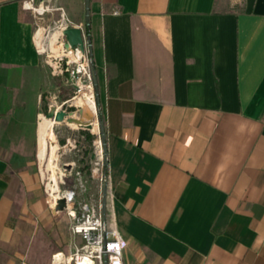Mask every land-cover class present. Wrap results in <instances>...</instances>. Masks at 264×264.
I'll use <instances>...</instances> for the list:
<instances>
[{
  "label": "crops",
  "instance_id": "1",
  "mask_svg": "<svg viewBox=\"0 0 264 264\" xmlns=\"http://www.w3.org/2000/svg\"><path fill=\"white\" fill-rule=\"evenodd\" d=\"M24 1L0 0V251L60 230L49 259L82 241L52 216L33 158L39 147L47 162L40 126L55 73ZM58 8L86 32L89 18L107 211L126 264H264V0Z\"/></svg>",
  "mask_w": 264,
  "mask_h": 264
},
{
  "label": "rangeland",
  "instance_id": "2",
  "mask_svg": "<svg viewBox=\"0 0 264 264\" xmlns=\"http://www.w3.org/2000/svg\"><path fill=\"white\" fill-rule=\"evenodd\" d=\"M40 4H42L46 12L42 16L36 17V41L38 47L42 51H45L42 54L44 60H52L50 63L55 67V60L48 59L47 56L50 55L53 58L58 57L62 52L57 42L55 46L52 45L53 36L59 34L55 25L61 19V12L58 10L60 0H36V6ZM51 70L53 74V68ZM53 77L55 82L54 87L49 93V98L43 104L42 115L44 116L41 118V123L45 118H51L55 121L53 130L55 142L58 147L55 152L54 165L51 168L47 166L48 162H40L37 156L39 147H37V153L33 157L36 162V167L43 176L46 196L52 193L49 185L56 184L59 193H56L55 196L73 189L78 193L79 202L96 204L102 195L101 164L102 156L105 153L102 129L99 125L102 108L97 103L96 89L95 87L93 90L90 89L88 83H84L82 88L79 87V84L74 86L67 79L66 75L53 74ZM87 90L93 91L97 104L95 111L91 110L84 103V98H82L83 93L87 92ZM64 102H67V104L60 108ZM58 111H64L68 115L62 122L55 120V115ZM68 119H72V122H68ZM53 176L54 179L52 178ZM51 214L55 220L59 222L64 221L71 226V219L65 212L51 211ZM59 232L60 230L56 233L50 231L45 234L42 242L39 243L40 245L37 244L39 245L38 248L33 243L32 245L28 244L27 249H24L20 245L16 249L11 247L1 250L0 264H24L35 261L45 262L47 260L49 264H53L54 255L63 248L59 247L49 259L45 255L49 253V248L53 245V242L57 240V234L61 238H64Z\"/></svg>",
  "mask_w": 264,
  "mask_h": 264
},
{
  "label": "built area",
  "instance_id": "3",
  "mask_svg": "<svg viewBox=\"0 0 264 264\" xmlns=\"http://www.w3.org/2000/svg\"><path fill=\"white\" fill-rule=\"evenodd\" d=\"M24 7L31 11L35 17L42 16L46 12L42 4L36 6V0H25ZM58 10L61 12V19L57 21L55 26L59 33L57 43L60 45L62 52L58 57L47 56L48 59L55 60V67L50 63L52 60L46 62L53 68L56 75H66L74 86L79 84V87L82 88L84 83H88V87L93 90L97 73L86 41V29L82 26H76L62 8H58ZM71 27L82 30L85 51L79 47L66 48L67 40L64 31ZM37 49L41 55L44 54L45 51H42L38 45ZM67 102H64L60 108L66 105ZM101 166L102 195L98 203L79 202L78 193L73 189L56 196H53L52 193L47 196L49 208L54 212H65L71 219L73 235L79 237L82 241L81 245L75 246L69 254L62 251L55 254L53 264H126L125 251L128 248V242L120 233L116 221L109 218L107 204L104 207V189H107V202L109 199L107 153L102 156ZM56 193L59 192L56 191ZM61 200L66 201L63 210L58 209Z\"/></svg>",
  "mask_w": 264,
  "mask_h": 264
},
{
  "label": "water",
  "instance_id": "4",
  "mask_svg": "<svg viewBox=\"0 0 264 264\" xmlns=\"http://www.w3.org/2000/svg\"><path fill=\"white\" fill-rule=\"evenodd\" d=\"M86 12H87V16L89 15V0H86ZM90 29V25H89V18H87V30ZM64 35L66 37L67 43H66V48H75V47H79L81 50L85 51V41H84V37H83V32L80 28L77 27H71L68 28L64 31ZM86 41L88 44V48L91 52V39H90V35L87 34L86 36ZM91 56H92V52H91ZM95 89L97 92V96H98V81L96 80L95 82ZM67 113L64 111L61 112H57L55 115V120L57 122H62L67 118ZM68 122H72V119H68ZM99 125L102 129V137L104 139V149H105V153L106 152V140H105V132H104V128H103V124L100 122L99 120ZM107 204V189H104V207H106ZM66 206V201L65 200H61L59 201V205H58V209L59 210H63Z\"/></svg>",
  "mask_w": 264,
  "mask_h": 264
},
{
  "label": "bare ground",
  "instance_id": "5",
  "mask_svg": "<svg viewBox=\"0 0 264 264\" xmlns=\"http://www.w3.org/2000/svg\"><path fill=\"white\" fill-rule=\"evenodd\" d=\"M58 35L59 34H55L53 36V38H52V40H53L52 41V43H53L52 45H54V46L56 45V42L58 40ZM82 98H84V103L91 110H93V111L96 110L97 104H96V101H95V98H94V95H93L92 91L87 90V92L83 93V97ZM54 122L55 121L53 119H51V118H45L44 121L41 123V126H40V135L47 142V162H48L47 166L49 168H51L54 165L55 152H56L57 147H58L56 142H55V138H54V130H53Z\"/></svg>",
  "mask_w": 264,
  "mask_h": 264
},
{
  "label": "trees",
  "instance_id": "6",
  "mask_svg": "<svg viewBox=\"0 0 264 264\" xmlns=\"http://www.w3.org/2000/svg\"><path fill=\"white\" fill-rule=\"evenodd\" d=\"M87 34H88V30H87ZM97 103H99L98 96H97ZM99 120L103 124L104 132H105L104 117H103L102 113H100V119Z\"/></svg>",
  "mask_w": 264,
  "mask_h": 264
}]
</instances>
